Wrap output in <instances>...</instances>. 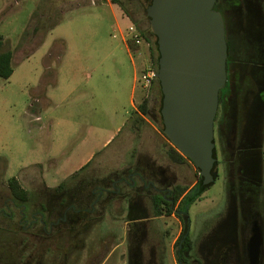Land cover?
Segmentation results:
<instances>
[{"label": "flooded vegetation", "instance_id": "1", "mask_svg": "<svg viewBox=\"0 0 264 264\" xmlns=\"http://www.w3.org/2000/svg\"><path fill=\"white\" fill-rule=\"evenodd\" d=\"M215 9L228 43L215 181L204 185L199 175L187 185L188 158L167 137V148L136 147L113 164L92 160L26 195L0 192V264H264V0H217ZM226 166L227 207L204 217L193 205Z\"/></svg>", "mask_w": 264, "mask_h": 264}, {"label": "rangeland", "instance_id": "2", "mask_svg": "<svg viewBox=\"0 0 264 264\" xmlns=\"http://www.w3.org/2000/svg\"><path fill=\"white\" fill-rule=\"evenodd\" d=\"M103 1L0 0V35L5 48L13 50L16 66L10 78L0 77L1 194L9 193L8 180L13 176L24 188L34 192L40 182L56 185L72 177L71 169L93 151L96 154L91 166H98L127 158L136 147L156 151L167 148L160 93L156 88L145 89L139 81H134L136 72L139 77L148 66L156 70L149 44L145 40L138 44L135 52L142 53L141 61L135 57L136 64H133L124 42L129 40L131 24L138 30L151 29L147 2L120 0L133 13L138 21L135 24L119 4L105 0L111 4L107 6ZM121 11L128 20L125 25ZM98 13L101 18L96 19ZM65 43L70 55L60 74L61 85L57 87L54 84ZM100 59L106 74L101 80L105 91L102 96H96L90 92L96 77L94 68ZM75 82L77 89L71 92ZM134 83L138 87L135 100L138 101L139 93L143 94L137 106L149 98L148 115L132 111ZM126 110L131 112L123 131L113 143L103 147L104 140L128 116ZM155 115L160 117L158 122ZM169 144L176 148L170 139ZM188 161L190 166L184 173L188 176L186 184L191 185L200 170ZM221 178L193 205L204 217L213 210L225 211L227 207L224 183L229 178L227 166ZM4 233L5 226L0 222V235Z\"/></svg>", "mask_w": 264, "mask_h": 264}, {"label": "water", "instance_id": "3", "mask_svg": "<svg viewBox=\"0 0 264 264\" xmlns=\"http://www.w3.org/2000/svg\"><path fill=\"white\" fill-rule=\"evenodd\" d=\"M216 2L152 0L146 9L160 52L163 131L199 168L204 185L215 181L214 123L227 81L226 26Z\"/></svg>", "mask_w": 264, "mask_h": 264}, {"label": "trees", "instance_id": "4", "mask_svg": "<svg viewBox=\"0 0 264 264\" xmlns=\"http://www.w3.org/2000/svg\"><path fill=\"white\" fill-rule=\"evenodd\" d=\"M111 1L113 3L119 4L121 6V8L123 9V11L133 20V22L135 24L138 23V21L135 19L134 15H133V13L120 0H111ZM151 1L152 0H146L147 7L151 3ZM139 31L142 34L145 41L149 44L151 60H153V63L156 66V71H157L158 67H159V57H160L157 37L153 34L151 29H149L148 31H143V30H140V28H139ZM127 42H128V45L132 51L135 52L136 50L139 49V45L136 44L135 41L128 40ZM15 67L16 66L14 63V52L11 49L5 48L4 38L2 35H0V77L5 78V79L10 78L13 75V73L15 72ZM155 88L160 93L161 107H162L163 94L161 91L160 80L157 77L154 78L153 84L151 86V89H155ZM161 107H160V110H161ZM138 109H139L138 110L139 115H148L149 114V98L148 97L144 98V100L140 103ZM136 130L139 131L138 128H136ZM174 151L177 153V155L180 158H186L177 148H174ZM90 162H88L85 166H83L80 170L75 172L73 175H76L79 172H81L82 170H84L89 165ZM8 185L14 194L20 195L21 192L25 195L28 194V190H26L21 185L20 181L15 176L11 177L8 180ZM185 189H186V187L180 188L181 191H184ZM199 197H201V194L199 195Z\"/></svg>", "mask_w": 264, "mask_h": 264}, {"label": "crops", "instance_id": "5", "mask_svg": "<svg viewBox=\"0 0 264 264\" xmlns=\"http://www.w3.org/2000/svg\"><path fill=\"white\" fill-rule=\"evenodd\" d=\"M103 3L104 4H106L107 6L108 5H111V4H109V3H107L105 0L103 1ZM93 4H95V2L93 3ZM80 6H84V5H79V7ZM110 7V9H111V11L114 13V10L111 8V6H109ZM122 12V11H121ZM99 14V13H98ZM121 17H122V22H123V24L125 25L126 24V22H128V20H127V18L123 15V12H122V14H121ZM99 18H101V16H100V14L99 15H96V19H99ZM118 26H121V23H118ZM119 30H120V33L122 34L123 32H122V28L121 27H119ZM64 41V40H63ZM65 42V41H64ZM124 42H125V45H126V48H127V51H128V53H129V55H130V57H131V59H132V61H133V64H136V60H135V57H137L140 61H141V55H142V53L141 52H133L131 49H130V47H129V45H128V43L124 40ZM69 46L67 45V47H66V43H65V51H64V54L62 55V57H61V60H60V63H59V65H60V70L58 71V73H57V77H56V83L54 84V85H56L57 87H60V85H61V80H60V77H61V71L63 70V66L66 64V61L69 59ZM79 59L80 60H82L83 58H82V56L80 55L79 56ZM103 64H104V62H103V60L102 59H100L99 60V62L97 63V65L95 66V68H94V72L96 73V77L94 78V80H93V91L91 90V94H94V95H99V96H102L103 94H104V91H105V87H104V84H103V82L101 81V80H104V76L106 75L105 74V72L103 71ZM78 68L77 67H75V69H74V72H75V74H77V72H78V70H77ZM78 80V78L76 77V79H75V81H77ZM134 81H139L138 80V77H137V72H136V74H135V80ZM78 82V81H77ZM77 82H75L73 85H72V87H71V92L72 91H74V90H76L77 89V85H75ZM78 84V83H77ZM75 85V86H74ZM137 89H138V87H137V85L134 83L133 84V88H132V97H131V105H132V108H133V110L132 111H138L139 109V105L137 106V104L140 102V100H141V98H142V92L141 93H139V95H138V101H136L135 99L137 98ZM49 95V94H48ZM50 99H52L50 96H48ZM136 97V98H135ZM51 101H53V100H51ZM125 108V107H124ZM131 112V111H130ZM130 112H128L127 110H126V113L128 114V116L127 117H125L124 119H123V121L122 122H120L119 124H118V126H117V128L104 140V143H103V147H106V146H109L111 143H113L118 137H119V135L121 134V132L123 131V128L125 127V125H126V123L129 121V117H130ZM37 118H39V120H41L42 118H41V116H38ZM40 128H43V125H40ZM136 129V128H135ZM137 131V130H136ZM138 132V131H137ZM84 141V139L81 141V142H83ZM95 154H96V152H90L86 157H84L78 164V166L77 167H75L74 169H71V171H70V173L73 175L75 172H77L78 170H80L83 166H85L88 162H90L91 160H93V158L95 157Z\"/></svg>", "mask_w": 264, "mask_h": 264}, {"label": "built area", "instance_id": "6", "mask_svg": "<svg viewBox=\"0 0 264 264\" xmlns=\"http://www.w3.org/2000/svg\"><path fill=\"white\" fill-rule=\"evenodd\" d=\"M128 39L135 41L136 44H141L145 39L138 30V28L131 24L128 27ZM156 70L152 66H148L143 73L138 77L139 82L145 89L151 88L154 78L156 77Z\"/></svg>", "mask_w": 264, "mask_h": 264}]
</instances>
